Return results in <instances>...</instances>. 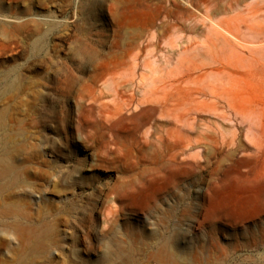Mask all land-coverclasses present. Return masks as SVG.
<instances>
[{
  "label": "rangeland",
  "instance_id": "1",
  "mask_svg": "<svg viewBox=\"0 0 264 264\" xmlns=\"http://www.w3.org/2000/svg\"><path fill=\"white\" fill-rule=\"evenodd\" d=\"M206 2L0 0V264H264V176L226 167L203 201L209 171L178 180L183 167L117 148L81 108L130 31L202 23ZM241 9L252 44L264 12Z\"/></svg>",
  "mask_w": 264,
  "mask_h": 264
},
{
  "label": "bare ground",
  "instance_id": "2",
  "mask_svg": "<svg viewBox=\"0 0 264 264\" xmlns=\"http://www.w3.org/2000/svg\"><path fill=\"white\" fill-rule=\"evenodd\" d=\"M213 3L207 0L202 23L134 28L81 97V108L117 148L128 145L148 159L160 157L162 165L183 167L174 172L178 180L209 171L203 201L226 167L245 182L264 176V62H244L239 54L264 50V27L251 28L258 40L250 44L242 30L248 17L230 14L242 8L259 17L264 0H226L215 13Z\"/></svg>",
  "mask_w": 264,
  "mask_h": 264
}]
</instances>
